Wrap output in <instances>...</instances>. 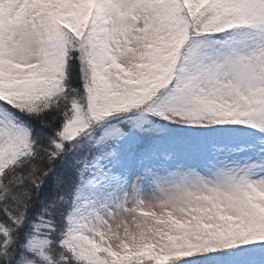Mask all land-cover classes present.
Returning a JSON list of instances; mask_svg holds the SVG:
<instances>
[{"label":"snow or ice","instance_id":"snow-or-ice-1","mask_svg":"<svg viewBox=\"0 0 264 264\" xmlns=\"http://www.w3.org/2000/svg\"><path fill=\"white\" fill-rule=\"evenodd\" d=\"M0 264H264V0H0Z\"/></svg>","mask_w":264,"mask_h":264}]
</instances>
